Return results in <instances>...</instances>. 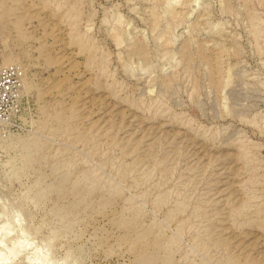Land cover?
<instances>
[{"label": "rangeland", "instance_id": "1", "mask_svg": "<svg viewBox=\"0 0 264 264\" xmlns=\"http://www.w3.org/2000/svg\"><path fill=\"white\" fill-rule=\"evenodd\" d=\"M0 42V264H264V0H0Z\"/></svg>", "mask_w": 264, "mask_h": 264}, {"label": "built area", "instance_id": "2", "mask_svg": "<svg viewBox=\"0 0 264 264\" xmlns=\"http://www.w3.org/2000/svg\"><path fill=\"white\" fill-rule=\"evenodd\" d=\"M1 48V42H0ZM19 85V74L16 66L0 63V104L6 98L7 92Z\"/></svg>", "mask_w": 264, "mask_h": 264}, {"label": "bare ground", "instance_id": "3", "mask_svg": "<svg viewBox=\"0 0 264 264\" xmlns=\"http://www.w3.org/2000/svg\"><path fill=\"white\" fill-rule=\"evenodd\" d=\"M17 244H18V243H15V242H14V244H13V245H17Z\"/></svg>", "mask_w": 264, "mask_h": 264}]
</instances>
